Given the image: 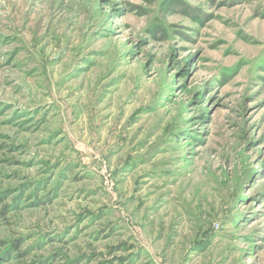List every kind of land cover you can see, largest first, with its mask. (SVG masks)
Listing matches in <instances>:
<instances>
[{
	"label": "rangeland",
	"instance_id": "1",
	"mask_svg": "<svg viewBox=\"0 0 264 264\" xmlns=\"http://www.w3.org/2000/svg\"><path fill=\"white\" fill-rule=\"evenodd\" d=\"M0 264H264V0H0Z\"/></svg>",
	"mask_w": 264,
	"mask_h": 264
}]
</instances>
